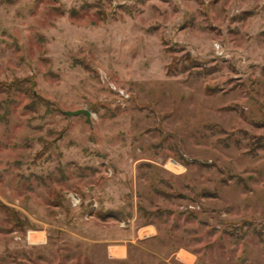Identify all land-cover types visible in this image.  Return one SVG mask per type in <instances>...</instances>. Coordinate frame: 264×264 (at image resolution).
<instances>
[{"label": "rangeland", "instance_id": "1", "mask_svg": "<svg viewBox=\"0 0 264 264\" xmlns=\"http://www.w3.org/2000/svg\"><path fill=\"white\" fill-rule=\"evenodd\" d=\"M0 86V264H264V0H0Z\"/></svg>", "mask_w": 264, "mask_h": 264}, {"label": "water", "instance_id": "2", "mask_svg": "<svg viewBox=\"0 0 264 264\" xmlns=\"http://www.w3.org/2000/svg\"><path fill=\"white\" fill-rule=\"evenodd\" d=\"M65 115L67 116H76V115H84L87 120L90 122V112L86 109H79V110H76V111H65L64 112Z\"/></svg>", "mask_w": 264, "mask_h": 264}, {"label": "trees", "instance_id": "3", "mask_svg": "<svg viewBox=\"0 0 264 264\" xmlns=\"http://www.w3.org/2000/svg\"><path fill=\"white\" fill-rule=\"evenodd\" d=\"M9 86V85H8ZM8 86H2V87H4V88H7ZM1 87V86H0ZM2 90L0 89V92H1ZM35 96H37V95H35ZM37 97H40V96H37ZM4 212H5V214H6V216H8V217H10V216H12L13 215V212H11L8 208H6V207H4Z\"/></svg>", "mask_w": 264, "mask_h": 264}, {"label": "built area", "instance_id": "4", "mask_svg": "<svg viewBox=\"0 0 264 264\" xmlns=\"http://www.w3.org/2000/svg\"><path fill=\"white\" fill-rule=\"evenodd\" d=\"M72 199H74L75 200V198L73 197ZM77 201V200H76Z\"/></svg>", "mask_w": 264, "mask_h": 264}]
</instances>
